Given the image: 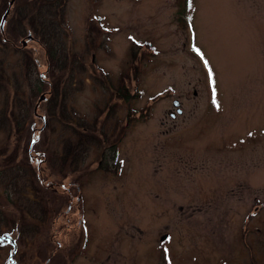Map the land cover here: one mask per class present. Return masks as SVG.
Segmentation results:
<instances>
[{"label":"rangeland","instance_id":"374dc122","mask_svg":"<svg viewBox=\"0 0 264 264\" xmlns=\"http://www.w3.org/2000/svg\"><path fill=\"white\" fill-rule=\"evenodd\" d=\"M10 1L0 264H264V0Z\"/></svg>","mask_w":264,"mask_h":264},{"label":"trees","instance_id":"16d2710c","mask_svg":"<svg viewBox=\"0 0 264 264\" xmlns=\"http://www.w3.org/2000/svg\"><path fill=\"white\" fill-rule=\"evenodd\" d=\"M47 2H34L35 4L34 5V9L33 11H35L33 13V19L32 21L28 20V23H29V27L30 29H32L36 35H40L42 38V41L45 43V45L49 44L48 42L54 37H56V39H60V36L62 35H58L57 34V30L60 29L61 27V24L64 22V18H65V15H64V9H65V2H52V0H46ZM39 3V4H38ZM32 6V4H31ZM19 8H17L18 10ZM21 9H22V12L19 13L18 11H15L14 13V16L15 17H20V23H23V20L28 17V19H30V12L28 11V6L27 5H22L21 6ZM32 17V15H31ZM16 19V18H14ZM39 36V37H40ZM65 47L63 48V46H61V43L60 45L56 42V43H53V47L49 50V56H50V59H52L51 61V64L55 62H61L63 63L64 65H66V60L64 58L65 56ZM0 62H2V60H0ZM40 79V78H39ZM39 81V80H38ZM41 83L43 82L41 79H40ZM57 89H59L57 87ZM58 100V97L55 98V101ZM18 104H23L24 103H19L17 102ZM63 103V111L66 109V105ZM74 109V108H73ZM75 110V109H74ZM74 110H71L70 111V114H76ZM53 114V112H51ZM68 113V112H67ZM20 116H18L16 113L14 114L15 115V121H16V124L17 123H21L23 122L25 119H26V116L24 113H19ZM74 118H76L77 116H73ZM79 117V116H78ZM3 116H0V121L3 122L2 120ZM69 124V123H68ZM79 136H81V133L78 134ZM85 142H77V143H71V146L69 149H70V153L75 154V152L73 151L74 148H77L78 151H81L82 153V150L84 149V146H86V150L84 151V155L87 154L88 152V148H87V144ZM67 149V152L68 150ZM66 152V153H67ZM68 157L65 158V160H67ZM75 162V159H73V162ZM33 189L37 190V186L36 187H32ZM47 214V213H46Z\"/></svg>","mask_w":264,"mask_h":264},{"label":"water","instance_id":"95a60500","mask_svg":"<svg viewBox=\"0 0 264 264\" xmlns=\"http://www.w3.org/2000/svg\"><path fill=\"white\" fill-rule=\"evenodd\" d=\"M13 1H14V0H12V1H10V2L12 3ZM9 10H10V9L7 10V12L5 13V16L8 14ZM29 38H32V34H31V33L29 34ZM175 103L177 104V103H179V102H178V101H175Z\"/></svg>","mask_w":264,"mask_h":264}]
</instances>
